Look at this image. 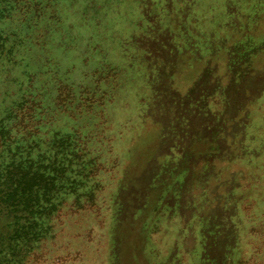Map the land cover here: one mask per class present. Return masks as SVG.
Wrapping results in <instances>:
<instances>
[{"label": "rangeland", "instance_id": "rangeland-1", "mask_svg": "<svg viewBox=\"0 0 264 264\" xmlns=\"http://www.w3.org/2000/svg\"><path fill=\"white\" fill-rule=\"evenodd\" d=\"M26 9L2 23L0 188L33 139L82 156L37 237L0 211V264H264V0Z\"/></svg>", "mask_w": 264, "mask_h": 264}, {"label": "trees", "instance_id": "trees-1", "mask_svg": "<svg viewBox=\"0 0 264 264\" xmlns=\"http://www.w3.org/2000/svg\"><path fill=\"white\" fill-rule=\"evenodd\" d=\"M44 1L46 0H32L29 3V0H0V60L5 57L9 60L12 53V48H9L5 55L4 24L2 23L11 17L13 10L19 5L22 4L23 8L35 14ZM1 134L4 139V133ZM60 141L59 146L62 149L60 163L51 161L49 144L45 145L40 139H33V146L20 151L19 160L3 164L7 180L4 187L0 188V211L12 215L17 220L10 226L9 240L13 243L20 244L24 239L30 240L37 237L39 231L48 225L52 210L50 205L52 189L56 186L61 188L64 180H68L64 174L66 168L63 165L64 158L68 156L71 164H74L72 161H78L82 156L75 149L73 140L61 139ZM66 150H68L67 153H65ZM3 153L6 154L8 151L4 149ZM79 175L78 173L70 179L76 182ZM4 232L6 234L7 227ZM3 237L1 230L0 241H3Z\"/></svg>", "mask_w": 264, "mask_h": 264}]
</instances>
